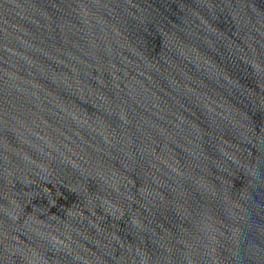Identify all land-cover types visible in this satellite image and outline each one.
<instances>
[{
    "label": "water",
    "instance_id": "water-1",
    "mask_svg": "<svg viewBox=\"0 0 264 264\" xmlns=\"http://www.w3.org/2000/svg\"><path fill=\"white\" fill-rule=\"evenodd\" d=\"M0 264H264V0H0Z\"/></svg>",
    "mask_w": 264,
    "mask_h": 264
}]
</instances>
